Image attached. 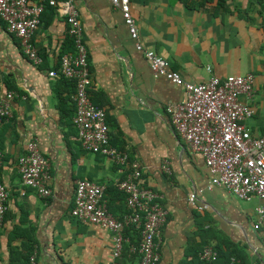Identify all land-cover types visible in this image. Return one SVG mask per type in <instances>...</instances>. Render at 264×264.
Listing matches in <instances>:
<instances>
[{
  "label": "crops",
  "instance_id": "1",
  "mask_svg": "<svg viewBox=\"0 0 264 264\" xmlns=\"http://www.w3.org/2000/svg\"><path fill=\"white\" fill-rule=\"evenodd\" d=\"M56 1L60 4L46 8L34 36L44 60L39 67L26 58L19 39L0 19V102L9 91L16 95L13 118L0 125L3 181L9 191L8 214L0 229V264H19L29 238L35 241L31 258L36 264H138L125 257L126 249L140 242L136 229L124 233L123 255L115 261L112 233L71 215L77 180L85 179L105 188L104 199L121 218L127 212L126 201L106 199V190H118L130 169L122 170L108 157L81 148L73 123L75 84L49 75L60 71L62 56L76 52L62 5L68 1L80 12L92 77L89 95L107 115L113 147L141 164V187L159 193L168 211L159 264H218L200 258L208 246L239 264H264V227L255 229L256 208L264 203L257 198L241 200L221 187L208 190L212 174L203 156L192 152L172 125L167 110L185 102L184 87L155 76L122 13L108 0ZM131 4L143 49L168 61L186 82H206L208 68L221 78L253 74L252 99L241 97L255 111L245 124L253 136L264 135L260 0H131ZM32 140L51 164L50 198L40 197L22 182L18 160ZM166 163L171 175L164 171ZM192 193L198 194L202 212L190 203Z\"/></svg>",
  "mask_w": 264,
  "mask_h": 264
},
{
  "label": "built area",
  "instance_id": "2",
  "mask_svg": "<svg viewBox=\"0 0 264 264\" xmlns=\"http://www.w3.org/2000/svg\"><path fill=\"white\" fill-rule=\"evenodd\" d=\"M119 10L136 48L142 52L157 77H165L174 84L184 87L185 102L169 106L168 113L176 132L188 143L192 152L203 156L210 169L212 179L208 190L221 187L241 200L257 198L264 203V135L253 136L245 121L254 116L251 100L254 95L255 76H228L221 78L208 68L210 78L200 84L186 82L179 73L170 69L168 61L154 51L144 50L139 42V30L132 14L131 0H108ZM56 0H0V19L9 33L15 35L26 58L35 67L44 60L39 53L34 36L41 25L46 8L56 7ZM65 7L68 34L73 41L75 54H65L60 60V71L53 70L50 77L71 80L75 84L73 97L76 112L73 123L78 130L77 139L81 148L92 154L108 157L122 170L130 169L128 177L119 181L117 188L125 195L127 212L116 217L104 199L105 188L85 179H78L72 217L83 224L94 225L110 231L113 235V259H120L127 241L124 231L134 227L140 233L139 246L131 252L140 256V264H159L161 259L162 230L168 221V211L161 202L162 196L151 188L141 187L143 168L138 161H130L126 151L111 145L110 127L105 111L90 99L92 87L88 50L84 42V29L80 12L73 1ZM15 92L9 91L0 102V125L13 118L12 102ZM18 164L24 186L37 191L40 197L50 198L51 164L40 151L39 144L32 140ZM3 155L0 153V229L8 212L9 191L3 181ZM164 171L171 175L169 163ZM198 211H203L197 193L189 197ZM255 229L264 227V204L256 208ZM200 258L214 263L219 258L213 247H206ZM30 264H36L32 257ZM231 264H239L235 258Z\"/></svg>",
  "mask_w": 264,
  "mask_h": 264
},
{
  "label": "trees",
  "instance_id": "3",
  "mask_svg": "<svg viewBox=\"0 0 264 264\" xmlns=\"http://www.w3.org/2000/svg\"><path fill=\"white\" fill-rule=\"evenodd\" d=\"M35 1H38V0H35ZM260 3L262 5H264V0H260ZM111 145L113 146L114 144L111 142ZM108 197L110 198V201L112 200L114 202H115V200L119 201V202L125 201V195L122 192H120V191H118V190H116L114 188L106 190V199H108ZM108 206H109V210L112 211L111 202L108 204ZM7 214H8V212H7ZM7 214H6V217H7ZM6 217H5V219H6ZM131 232H135V228L134 227L128 228V229H126L124 231V233L126 235H129ZM18 235H19V233L15 232V236H18ZM131 240H132V238H131ZM132 243H133V241H132ZM131 245L132 246L134 245L135 247L139 246V244L135 245L134 243L131 244ZM130 246L126 249V253H125V257H127L126 259H128V260H132V259L137 260L138 264H140V256L137 253L136 254H132L130 252L131 251V247ZM22 250L24 252L22 254H20L21 258L17 259V260H20L19 264H30L31 256L33 255L34 250H35V241H34V239L33 238H29V242L23 245V249ZM217 252L219 254V258H218V261H217L218 264H230L231 258H233V257H231L230 255H228L227 253H225V252H223V251H221L219 249L217 250ZM17 260H16L15 263H17ZM124 263L125 262H121V264H124Z\"/></svg>",
  "mask_w": 264,
  "mask_h": 264
}]
</instances>
